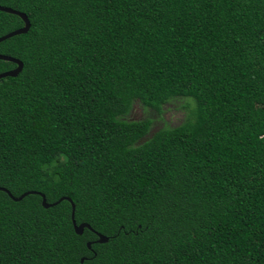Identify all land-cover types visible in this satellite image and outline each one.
<instances>
[{"label":"trees","instance_id":"trees-1","mask_svg":"<svg viewBox=\"0 0 264 264\" xmlns=\"http://www.w3.org/2000/svg\"><path fill=\"white\" fill-rule=\"evenodd\" d=\"M0 4V264H264V0Z\"/></svg>","mask_w":264,"mask_h":264},{"label":"water","instance_id":"water-1","mask_svg":"<svg viewBox=\"0 0 264 264\" xmlns=\"http://www.w3.org/2000/svg\"><path fill=\"white\" fill-rule=\"evenodd\" d=\"M0 10L19 15L24 20V26L19 27L17 29H14L11 32L1 36L0 37V42L5 40V39H7V38L12 37V36H15V35H18V34H22V33H26L31 28V21H30L28 15L26 13H24L22 11H19V10H16V9H13L11 7H8V6H3L1 4H0ZM0 59L14 62L17 65L15 68H13L11 70H7V71H4V72H1L0 73V79L4 78V77H8V76H17L24 68V62L22 60H20L19 58H16V57H13V56H10V55H7V54L0 53ZM0 189L6 190L10 195H12V193L9 190H7L5 187H0ZM33 192H37V191L25 192L22 195H20L19 197H14V199L15 200H21L27 194L33 193ZM39 193H41L42 198H43V201H42L43 205L46 206V207L53 206V205L59 203L60 201H62L63 199H69L72 202V208H73L72 209V219H73V224H74L75 231L78 234H82L86 227L92 229L91 225L88 224V223L77 224V221L75 219V207L76 206H75V204L73 203V201H72V199L70 197L64 196V197H61L58 201H56L54 203H49L47 201L46 195L44 193H42V192H39ZM97 234H98V237H99L98 241L100 243H105V242H107L109 240V237L106 236L105 234H102V233H99V232ZM88 246H89V248H91V242H88ZM83 260L84 259H82V261Z\"/></svg>","mask_w":264,"mask_h":264},{"label":"rangeland","instance_id":"rangeland-1","mask_svg":"<svg viewBox=\"0 0 264 264\" xmlns=\"http://www.w3.org/2000/svg\"><path fill=\"white\" fill-rule=\"evenodd\" d=\"M185 98H177L165 106V110L161 116H157L153 124L152 131L166 124L177 125L187 115L188 109L184 106ZM154 112L146 111L140 104H136L131 117L134 119H143L147 116H153Z\"/></svg>","mask_w":264,"mask_h":264}]
</instances>
